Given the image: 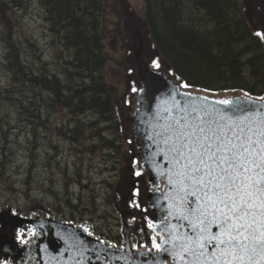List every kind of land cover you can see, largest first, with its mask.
<instances>
[{
	"label": "water",
	"instance_id": "95a60500",
	"mask_svg": "<svg viewBox=\"0 0 264 264\" xmlns=\"http://www.w3.org/2000/svg\"><path fill=\"white\" fill-rule=\"evenodd\" d=\"M241 2L248 24L261 34L264 47V0ZM118 5L126 60L124 90L115 100V112L120 134L128 146L113 199L120 220L121 244L114 245L92 235L87 223L60 221L44 206L46 216L33 214L24 218L18 212L10 215L12 207L7 202L0 209V253L4 252L0 264H185L179 255H174L179 250L173 244L179 243L175 239L178 235H191V228L179 215L177 186L168 179L171 154H166L168 148L161 135L165 126L184 115L174 107L172 98L181 104L198 98L195 103L208 112L219 111L232 117L264 115V92L257 96L243 90L181 87L185 83L168 66L157 63L143 18L128 0H118ZM221 100L232 103H217ZM38 208L36 202L28 207L32 211ZM173 212L177 215L170 214ZM10 220L12 237L8 238L4 231ZM140 224H145L146 234L134 244L132 236ZM17 229L24 233L30 230L27 241H19ZM212 230L215 232L216 228L213 226ZM154 240L167 251L154 248ZM165 240L168 242L163 243ZM189 259L185 256V260Z\"/></svg>",
	"mask_w": 264,
	"mask_h": 264
},
{
	"label": "rangeland",
	"instance_id": "374dc122",
	"mask_svg": "<svg viewBox=\"0 0 264 264\" xmlns=\"http://www.w3.org/2000/svg\"><path fill=\"white\" fill-rule=\"evenodd\" d=\"M102 2L99 21L105 28L102 42L107 54L104 79L121 94L124 68L119 61L124 51L115 28L122 24V17L115 11V7L119 11L118 0ZM128 2L142 17L143 0ZM9 39L17 47L27 74L53 72L67 80L69 70L74 72L69 76L73 86L89 80L64 63L69 52L50 31L39 0L8 2L4 15L0 12V205L5 207L9 202L11 212L17 213L37 201L60 221L87 223L93 235L120 244V220L112 199L127 156L125 142L110 127L105 131L108 139L104 137L110 148L90 151L92 143L100 141L90 136L93 130L88 128L95 116H74L49 106L44 103L48 93L28 81H15L8 65ZM68 129L83 130L81 139L69 138Z\"/></svg>",
	"mask_w": 264,
	"mask_h": 264
},
{
	"label": "trees",
	"instance_id": "16d2710c",
	"mask_svg": "<svg viewBox=\"0 0 264 264\" xmlns=\"http://www.w3.org/2000/svg\"><path fill=\"white\" fill-rule=\"evenodd\" d=\"M14 1L0 0L1 14L4 15L8 2ZM102 1L39 0L50 31L69 52L64 63L77 71L80 78L89 77L85 83L82 80L73 86L69 76L74 72L69 70L67 80L53 72L27 74L17 47L10 39L7 44L8 65L15 81H28L48 93L44 103L49 106H58L74 116H95L96 121L89 122L88 128L93 130L90 136L100 141L92 143V152L110 148L109 141L104 139H108V128L119 132L113 113L119 90L104 79L107 54L102 42L105 28L99 21ZM115 11L120 15L116 7ZM142 17L154 44L157 63L168 66L185 84L211 91L243 90L257 96L264 92V47L244 16L241 0H143ZM115 31L124 51L121 23ZM119 63L125 68L124 53ZM103 123L108 124L92 129ZM68 131L73 141L81 139L83 130Z\"/></svg>",
	"mask_w": 264,
	"mask_h": 264
},
{
	"label": "snow or ice",
	"instance_id": "6c2138e0",
	"mask_svg": "<svg viewBox=\"0 0 264 264\" xmlns=\"http://www.w3.org/2000/svg\"><path fill=\"white\" fill-rule=\"evenodd\" d=\"M172 99L184 115L161 135L171 154L168 179L177 186L179 215L191 228V235L175 237L174 255L185 264H264V115L232 117L208 112L198 98ZM153 247L167 251L155 240Z\"/></svg>",
	"mask_w": 264,
	"mask_h": 264
},
{
	"label": "flooded vegetation",
	"instance_id": "af4514ba",
	"mask_svg": "<svg viewBox=\"0 0 264 264\" xmlns=\"http://www.w3.org/2000/svg\"><path fill=\"white\" fill-rule=\"evenodd\" d=\"M2 207L3 206L0 205V209ZM19 213H20V215H23L24 218H28V217H30L33 214V212H32L31 209H29L28 211H25V210L24 211H21V210H19ZM35 213H39L41 215H44V212L42 211L41 208L40 209H37L35 211ZM9 214L12 215V212H10ZM6 218H8V216H6ZM11 228H12V222L10 220L9 222L6 223V227H5V231H4L6 237H8V238L9 237H12V230H11ZM144 228H146L145 224H140V229L133 236L134 241H137L138 239L144 238V235L146 234V232H143L145 230ZM16 236L19 238L20 241H24L27 238L28 235L26 233H24L22 231V229H17L16 230ZM3 254H4V252L0 253V256L2 257Z\"/></svg>",
	"mask_w": 264,
	"mask_h": 264
}]
</instances>
